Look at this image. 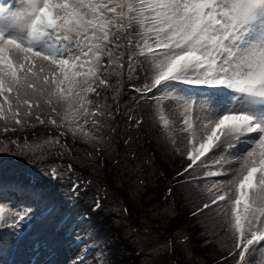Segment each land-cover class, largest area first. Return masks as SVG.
Listing matches in <instances>:
<instances>
[{"label": "snow or ice", "instance_id": "obj_1", "mask_svg": "<svg viewBox=\"0 0 264 264\" xmlns=\"http://www.w3.org/2000/svg\"><path fill=\"white\" fill-rule=\"evenodd\" d=\"M125 64L130 75L147 65L146 83L133 90L153 102L174 146L175 123L163 105H177L189 161L177 175L203 170L192 179L204 182L197 188L206 201L192 215L209 210L221 218L236 264H253L257 253L264 257V0H4L0 154L43 158L58 148L63 155L69 147L61 139L68 135L101 143L109 121L120 114V80L110 78L119 77ZM37 125L58 135H6ZM46 175L59 178L56 167ZM20 186L31 187L33 203L47 201L49 215L36 221L35 212L20 209L13 244L55 253L79 243V233L69 239V222L61 224L62 209L39 180ZM73 188L78 194L80 184ZM100 207L97 200L95 209ZM29 223L33 230L25 234ZM106 252L105 244L98 257L103 264ZM76 264H84L83 257Z\"/></svg>", "mask_w": 264, "mask_h": 264}, {"label": "rangeland", "instance_id": "obj_2", "mask_svg": "<svg viewBox=\"0 0 264 264\" xmlns=\"http://www.w3.org/2000/svg\"><path fill=\"white\" fill-rule=\"evenodd\" d=\"M2 2L4 0H0ZM14 2L7 0L8 4ZM147 71V65H144L130 75L125 64L119 77L110 78L113 84L120 80V114L109 121L101 143L73 140L68 135L69 151L63 155L75 165L71 172L67 170L68 165L59 161L36 163L32 154H0V161L7 168L16 170L17 175L24 174L45 185L43 191L57 202V211L62 209L61 224L69 222V239L77 233L82 237L79 243L65 244L55 253L47 250L34 252L27 244H13L16 230L12 226L20 209H31L36 213L35 220L40 221L49 215V208L46 207L47 201L39 205L33 203L26 190L1 189L0 186V209L5 211V219L1 222L0 264H40V261L41 264H76L79 257H83L84 264H103L98 257L105 244L107 264L111 263L108 257L113 248L122 255L137 254L138 264L139 261L142 264H236L229 255L232 241L227 226L215 212L205 210L197 216L187 217L193 220L186 227L176 226L179 210L187 212V208V214H190L206 201L205 195L197 188V184L202 188L204 182L192 179L201 176L203 170H190L175 185H164L160 189L159 184L165 177L162 165L171 166L177 156L185 157V149L178 132L181 116L177 105L171 101L163 105L165 114L175 123L173 133L177 143L174 146L155 116L153 102L148 97L141 99L133 90L143 86ZM104 94L112 104V92ZM129 113L132 120L128 119ZM137 119L142 120L139 126ZM58 151L57 148L49 154ZM35 156L39 157V154ZM52 167L57 168L59 178L47 177ZM74 182L80 184L78 194L73 188ZM54 192L56 195L52 194ZM75 195L80 197L78 207L69 203ZM97 200L101 205L99 209H95ZM92 206L94 215L108 219L107 223L100 224L105 225L101 233L80 215ZM32 230L33 224L29 223L23 232L27 234ZM253 264H264V257L254 254Z\"/></svg>", "mask_w": 264, "mask_h": 264}, {"label": "trees", "instance_id": "obj_3", "mask_svg": "<svg viewBox=\"0 0 264 264\" xmlns=\"http://www.w3.org/2000/svg\"><path fill=\"white\" fill-rule=\"evenodd\" d=\"M143 82L146 83V80ZM6 135H11L13 139L16 138V135H20L21 139H23V137L26 135L29 140H32L34 136L37 138H40V137L47 138L50 135L52 136L58 135V133L56 131H53L52 129L50 131L49 129L45 128L43 125H37L35 128L25 133H17V134L9 133ZM69 139H70L69 136H66V137H63L61 140L64 141V143L67 142V144H69ZM32 157L34 161L39 164L44 163V162H50V161L51 163L59 161L63 165L71 164L72 166L75 167L73 161L69 157L64 156V155H59L57 154V152H53L52 155L49 154L46 158H42L41 160L39 157L35 155ZM188 163L189 161L186 159V157L177 156L171 166H169V164L167 163L162 165V172L165 177H164V182L159 184L161 187L160 189L162 190L164 188V185H167V186L175 185L176 182L179 181V179H181L185 175L183 174V175L178 176L177 173L183 172V169L187 166ZM85 170H87V168H85L84 171ZM87 173H89V171ZM26 180H31L32 184H36L35 180L31 178H27L24 174L17 175L16 170L7 168L4 165L3 161H0V183H3L2 185H0L1 189L9 188V189L17 190V191L26 190L31 195V187L20 186ZM42 188H45V185H42ZM52 194L56 195L55 192ZM69 203L75 207H78L81 204L80 197L78 195L73 196L72 199L69 201ZM93 209H94V206L86 208L84 211L80 213V215L84 216L85 220L87 222H91L93 227H95V229L98 230L99 233H101V231L105 230V225L104 224L100 225V224L107 223L108 219L106 216L100 217L96 214L94 215ZM186 211L189 212L187 208H186ZM187 212H184L182 209L179 210V212L176 215V219H175L176 220L175 223L177 224L176 226L186 227V225L189 224V222L190 223L192 222L193 218L187 219V217L189 216L193 217V215L191 212L190 214H187ZM98 221H100V223ZM122 254L118 252L116 248H113L112 253L109 254L110 257H108V259L111 262L109 264H138L139 257L137 254H133L131 256H128V255L126 256ZM139 264H142V263L139 261Z\"/></svg>", "mask_w": 264, "mask_h": 264}, {"label": "bare ground", "instance_id": "obj_4", "mask_svg": "<svg viewBox=\"0 0 264 264\" xmlns=\"http://www.w3.org/2000/svg\"><path fill=\"white\" fill-rule=\"evenodd\" d=\"M41 260V259H40ZM39 262V261H38ZM45 262V261H44ZM40 264H41V261H40ZM42 264H43V262H42ZM64 264V263H63Z\"/></svg>", "mask_w": 264, "mask_h": 264}, {"label": "water", "instance_id": "obj_5", "mask_svg": "<svg viewBox=\"0 0 264 264\" xmlns=\"http://www.w3.org/2000/svg\"><path fill=\"white\" fill-rule=\"evenodd\" d=\"M1 225V224H0ZM0 232H1V226H0Z\"/></svg>", "mask_w": 264, "mask_h": 264}]
</instances>
